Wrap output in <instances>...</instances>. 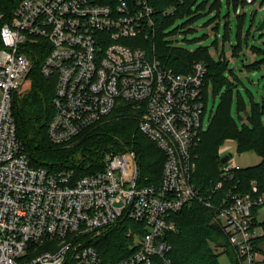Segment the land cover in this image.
I'll return each instance as SVG.
<instances>
[{"label": "built area", "instance_id": "built-area-1", "mask_svg": "<svg viewBox=\"0 0 264 264\" xmlns=\"http://www.w3.org/2000/svg\"><path fill=\"white\" fill-rule=\"evenodd\" d=\"M4 7L0 264H105L90 240L125 220L138 230L127 231L128 257L111 264H172L165 240L177 229L172 216L194 203L211 210L212 224L242 263L264 264V241L257 243L264 230L254 215L264 207V192L256 182L240 192L220 181L207 195L193 182L206 129V64L195 62L188 73H177L154 57V49L125 44L151 37L156 23L149 0H6ZM42 51L47 55L41 74L55 80V116L47 131L52 143L69 145L118 105L130 104L140 114V131L165 154L157 182L142 176L135 151H108L103 170L79 178L73 170L30 165L13 104L31 84ZM238 169L231 157L222 164L221 178L232 179Z\"/></svg>", "mask_w": 264, "mask_h": 264}, {"label": "trees", "instance_id": "trees-1", "mask_svg": "<svg viewBox=\"0 0 264 264\" xmlns=\"http://www.w3.org/2000/svg\"><path fill=\"white\" fill-rule=\"evenodd\" d=\"M198 1L149 0L154 9L156 23L153 32L150 30L151 37L148 40L141 37L128 40L125 44L139 46L147 51L154 49V57L177 73H188L195 62L206 64L208 71L204 79L205 101H208V91L212 89L213 97L220 94L222 102L208 129L203 132L196 151L197 171L193 182L200 192L207 195L220 181H223V188L236 187L240 192L248 191L251 183L255 181L264 192V98L261 103L252 100L251 111L247 113L248 122L238 127L231 115V103L233 91L238 87L240 79L236 75L234 79L227 77L229 59L224 48L220 54L219 47L215 46L219 52V58L216 59L210 54L209 46H199L194 51H189L170 40V36L176 33L178 28L171 33L168 29L174 25L177 18L191 15V20L197 21L202 17L200 12L206 10V4L198 7ZM4 2L6 0L0 2V13L5 10ZM231 3L235 9L240 4H246L245 0H229V6ZM215 7L217 8V5ZM168 9L171 13L165 15ZM237 39L230 47L232 56L239 58L244 51L240 31ZM246 47L249 49L247 44ZM250 50L254 54L261 52V49L256 47ZM46 55L45 51L40 52L29 75L31 88L22 97L17 96L13 104L17 137L23 144L30 165L56 172L61 170L60 166L67 164L66 169L73 170L74 175L79 178L103 170V157L108 151H135L139 157L142 176L157 182L163 172L165 154L140 131L137 119L140 114L135 112L130 104L118 105L109 116L82 133L74 147L52 143L47 131L55 116V80L46 79L41 74V64ZM262 62L244 63V66L249 72L258 75L262 70ZM224 140L236 141L238 152L253 150L262 157V162L235 170L232 179L225 181L221 178L222 158L219 156V149ZM77 156L80 160L75 159ZM254 215L255 222L264 230V221L258 219L259 209L255 208ZM211 216V210L201 203H194L172 216L177 229L165 236V240L172 246L169 253L172 264H220V253L215 251L220 247L225 248V254L230 257L231 264H241L222 230L212 224ZM129 227L138 230L137 224L120 221L90 240L105 264L115 263L130 254L131 238L127 237ZM263 241L264 238H260L257 243Z\"/></svg>", "mask_w": 264, "mask_h": 264}, {"label": "rangeland", "instance_id": "rangeland-1", "mask_svg": "<svg viewBox=\"0 0 264 264\" xmlns=\"http://www.w3.org/2000/svg\"><path fill=\"white\" fill-rule=\"evenodd\" d=\"M263 3L264 0H257L253 4H240L235 9L232 3L229 6V0H199L196 4L198 7L206 4V10L200 12L202 17L199 20L192 21L191 15H185L177 18L174 25L168 29V32L171 33L178 28V31L170 36V40L175 45L189 51H194L199 46H209L210 54L218 59L219 52H217L215 46L219 47L220 54L222 48H224L225 54L229 59L226 71L227 77L234 79L236 75L240 79L238 87L233 91L231 103V115L238 127H242L243 123L248 122L247 113L251 111L252 100L261 103L264 98V30L260 32L256 31L264 20ZM216 5L217 8L215 7ZM212 8L214 9L211 11ZM249 29H251L250 34H248ZM239 31L244 43V51L239 58H236L232 56L230 46L238 40ZM226 35L227 37L229 35V37H225ZM246 44L249 49H247ZM252 47L260 48L261 52L257 54L252 53L250 50ZM254 61H263L262 70L257 76L253 72H249L244 66V63L250 64ZM261 76L262 78L260 79ZM30 88L31 84L28 82L21 88L18 96L22 97ZM209 93L207 112L204 119L205 131L208 129L210 121L217 114V110H219L222 102L220 94L213 97L212 89L209 90ZM2 98L3 95L0 94V103L2 102ZM78 142L79 139L65 147H74ZM219 152L223 153L224 156L232 155L234 167L239 168L252 167L258 165L263 160L253 150L238 152V145L234 140H224ZM75 159L80 160V157L77 156ZM67 167L68 165L64 164L59 168L66 169ZM258 219L264 221V207L259 209ZM257 257L260 258V256ZM218 260L220 264H231L230 257L225 253H220ZM239 261L241 264H245L242 263L241 258H239Z\"/></svg>", "mask_w": 264, "mask_h": 264}, {"label": "water", "instance_id": "water-1", "mask_svg": "<svg viewBox=\"0 0 264 264\" xmlns=\"http://www.w3.org/2000/svg\"><path fill=\"white\" fill-rule=\"evenodd\" d=\"M264 30V20L261 22V24L258 26V28L256 29L257 32L263 31ZM255 76H257V74H254ZM262 78V76L260 77V79ZM232 157V155H226L221 159V163L224 164L226 163L230 158Z\"/></svg>", "mask_w": 264, "mask_h": 264}]
</instances>
